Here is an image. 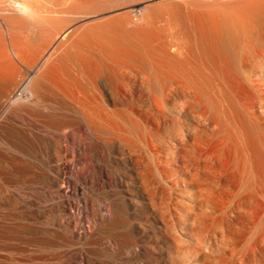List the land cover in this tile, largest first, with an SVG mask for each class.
Wrapping results in <instances>:
<instances>
[{
    "label": "rangeland",
    "instance_id": "obj_1",
    "mask_svg": "<svg viewBox=\"0 0 264 264\" xmlns=\"http://www.w3.org/2000/svg\"><path fill=\"white\" fill-rule=\"evenodd\" d=\"M65 1L70 4L71 18L77 19H84L81 16L86 13L78 6L97 2L101 9L97 12L99 15L79 23L88 26L92 22L95 26L88 31L80 28L70 33L57 46L50 39L57 33L55 29L67 26L68 21L54 24L50 32L43 28L40 31L38 27L26 28L24 32L21 30V36L19 31L18 34L16 31L7 33L1 28L0 48L3 51L6 47L9 53L1 51L0 55L3 54L9 71L16 67L10 71L12 75L15 73L13 78L24 76L26 67L36 65L40 70L45 67L47 82L60 93L74 95L98 90L101 98L112 106L110 94L117 92L116 82L129 78L138 84L142 80L140 71L124 66L156 62L164 66L161 75L166 80L173 78L172 87L184 85L174 87V92L171 90L174 96L170 104L177 105L176 108L187 107H181L183 128L179 127V132L186 130H182V138L175 133L178 126L174 127V133L171 132L174 125L168 129V134H173L171 138L166 137L172 142H167L164 167L167 181H161L159 173L155 172L161 169L159 160L153 161L155 165L152 163L154 175L149 177L150 185L140 180L134 170L129 173L127 179L133 180L131 188L145 191L146 197L136 194L144 210L131 214L133 209L126 206L125 218L118 206L127 203L126 193L113 176L114 171L104 168L85 132L59 126L55 118L43 117L37 122L29 115L14 116L11 109L25 103L22 98L15 100L20 104L13 108L12 103L9 111L0 116V264H264V198L259 196H264V0ZM29 29L33 31L30 35L36 38L28 35ZM45 36L48 40L43 38ZM11 38L17 44L22 42L23 48L20 42L15 45ZM49 43L54 44L53 47ZM26 45L27 51L23 50ZM11 46L25 51L23 54L18 50L23 55L19 58L21 62ZM36 68L34 75L39 71ZM11 80L8 78L7 84H11ZM192 83L203 91L196 94L198 89ZM222 84L226 89L221 88ZM217 85L221 88L219 93ZM190 86L196 90L191 93L200 100L196 105L203 103L198 104L200 108L192 100L187 102L192 109L181 103L186 97V100L188 97L196 99L190 91V96L188 93L183 98L179 96L183 91L180 88L189 90ZM135 90L147 93L141 88ZM202 93L211 94L210 98L206 95L205 101L208 103V98H213V102L207 105ZM220 94L228 100L224 101ZM216 96L222 101H216ZM176 99L181 100L178 103ZM223 102L229 105L225 108L231 110L229 113L225 105L222 106ZM211 104H214L210 106L212 109L221 104L223 109L218 108V113L225 111V116L219 113L223 115L221 118L218 113V117L215 115L217 108L213 109L217 122L210 117ZM57 106H53V112L62 114V109L66 112V108ZM237 110L242 117L235 115ZM203 111L205 116H199ZM226 112L230 114L228 120L232 118L234 123L237 119L236 123L242 125L240 133L246 132V135L241 133L243 135L237 138L233 129L234 132L229 133L231 128L238 132L240 127L225 120ZM172 113L171 116H176ZM205 119L211 124L215 122V126L219 124L220 128L213 130L214 124L210 125ZM221 119L226 130L220 125ZM197 124L206 132L199 131ZM56 127L67 131L62 153L53 142L59 132ZM191 127H197L196 133L188 132L193 131ZM174 134L177 138H172ZM193 134L202 135L197 136L198 142ZM181 139H185V145ZM191 140H195L196 145ZM188 142L191 144L186 145ZM84 143L89 144L88 151L77 150ZM185 146H189L188 149ZM41 149L48 151V155ZM85 160H89L90 167L92 165L87 171L82 170ZM105 169H109L110 176L104 173ZM74 186L81 189L77 195L71 191ZM162 190L164 194H160ZM211 204H215V208L209 206ZM208 209L215 210L216 214L206 212ZM206 213L211 214L209 221ZM212 219L215 220L211 222ZM141 226H145L147 232L142 231ZM143 247L146 255L140 252Z\"/></svg>",
    "mask_w": 264,
    "mask_h": 264
},
{
    "label": "bare ground",
    "instance_id": "obj_2",
    "mask_svg": "<svg viewBox=\"0 0 264 264\" xmlns=\"http://www.w3.org/2000/svg\"><path fill=\"white\" fill-rule=\"evenodd\" d=\"M99 7H100L99 4L97 2H94V1H92L90 3H87L85 5L78 6V8L82 9L83 11H86V13L85 14H82V16H81V17H84V19H77V18H71L72 17L71 15H73V14L70 13L71 12V10L69 9L70 8V4L67 3L65 0H0V23L2 24L1 27H0V29L4 27L6 29V31H8L7 33H11V31L12 32L19 31V34L21 36V30L24 32L23 29H26V28L32 27V29H33V27H38V28H40V31L47 30V32H50L48 30L51 27L54 28L55 27L54 24L57 25V23H59V22L61 23L63 21L64 22L65 21H68L67 22L68 23L67 26L62 27V29H60L59 27H57V28H59V29H55L57 31V33L55 32L56 34L53 35L54 37L51 36V38L53 37L52 39L49 38L50 40H52L51 42H53L55 44V46H57L56 44H60V43L62 44V40L66 36H68L70 33H72V32L74 33L76 31L80 30V28H83V30H86V31H88L89 29L93 28L95 25L92 22H91L92 24L89 23L88 26L85 25V23L84 24L81 23V25L79 23L82 22L83 20H85V18H88V17H91V16H96V14H98L97 12H99L101 10ZM42 28H43V30H42ZM9 30H10V32H9ZM34 30H36V29H34ZM2 31H4V30L2 29ZM40 31L38 29V32H40ZM29 32H32L33 33V31L30 30V31H28V35L31 34ZM35 32L37 33V30ZM1 33L2 32H0V34ZM3 33H5V31ZM44 33L46 35V32H44ZM17 34H18V32H17ZM23 34L24 33H22V35ZM37 34L39 35V33H37ZM47 34H49V33H47ZM7 35H10V34H7ZM11 35H14V34H11ZM25 35H26V33H25ZM20 36L18 35V38ZM30 36H33V34L30 35ZM27 37H29V36H27ZM33 37H35V36H33ZM12 38H11V40H12ZM43 38H46L47 39L46 36L43 37ZM14 39L15 38H13V40ZM20 39L22 41L25 39L24 41L26 42V44L27 43L29 44V42H27L28 40H26L27 38H25V36H24V39L23 38H19V40ZM3 40H5V39H3ZM19 40H17V41H19ZM42 40H44V39H42ZM14 41H13V43H15V45H16L17 42H14ZM24 41H23V43H25ZM19 42H18L17 45H19ZM10 44H11V41H10ZM21 44H22V42H20V45H19L20 47L21 46H24V44H22V45ZM54 44H52V45H54ZM27 45L25 46L26 49L24 47L23 50H26L27 51V49H28ZM13 46H11V48H13L14 51H15L13 53L17 54V55L14 54V56H18V59H19L20 57L23 56L21 53H23L25 51L21 52V50L19 49L20 48L19 46H18V49L16 48L17 49L16 50L14 48L16 46H14V47ZM59 47H60V45H59ZM5 48H4L5 51L4 50L2 51V48H0L1 49L0 52L2 51V53H6L7 49H5ZM21 48H23V47H21ZM18 50H20L21 53L20 52L18 53ZM44 50L45 49L43 48V51ZM178 50H179L180 53H182V50L180 51L179 46H178ZM178 50H176V51H178ZM16 51H17V53H16ZM7 52L9 53V50ZM39 53H40V51H39ZM7 54H4V56H8V55L10 56V54H8V55ZM20 54H21V56H20ZM43 56H45V54ZM2 58H3V54L0 55V116H1L2 113H4V112L6 113L7 111H9L8 109L12 105V103H13V105H12L13 108L16 107L14 105H19L20 104L19 103L20 101L19 102H15V100L18 101V100H20V98H22L23 101L25 102L24 105H23V103H21V105H22L21 107L18 106V108L16 107V109H11L12 110V113L14 114V116L15 115H18V116H23V115H26L27 116V115H29L30 118L33 117L34 119L37 120V122H38L39 118L42 119L43 117L55 118V119H57L59 121L58 122L60 124V125L58 124L59 126H66L67 129L69 127L72 130H76V131L83 130V132H85V134L88 136V139L90 140V141H88V143L92 144L94 146V148L98 151V154H99V157H100L98 159H101V162H103L102 165L104 166V168L109 167L110 169H112L114 171V174L115 175H113V176L116 177V179L122 185V190L126 193L124 195L125 196L124 199L127 201V203L126 204H120L121 202H118L120 204L118 206V211L120 209V212L122 211L124 214L127 213L126 206L131 207V209H133L131 211V214H135L138 211H140V212L143 211L144 209H143L142 205L136 199V194L140 195L141 198H145L146 197L145 191L143 192V190H139V189L138 190L137 189L134 190L133 188H131L133 186V180H129L127 178H129V175H130L129 173L132 170H134L135 173H136V176L138 178H140V180H143L146 184L150 185V182H149V179L150 178L149 177H151V175L153 177V175H154L152 163H153L154 160L155 161L156 160L157 161L159 160L161 164H158V167L161 165V169L156 170L158 168L155 167V170L156 171L155 170L154 171L156 173L157 172L159 173V174L158 173L157 174H158V177H160L161 181H163V182L167 181L166 178H165L166 175H167V172H166V170H165L164 167H165V164L167 163V156H168L167 155V146L169 145V144L167 145V142L169 141V139L166 140V137H167V135L168 136L170 135V138H171V135L174 133V130H175L174 127L178 126V127H176V128H178V129H176V130H178V132L175 130L176 131L175 133L176 134H179V135L181 134L182 135V138H184V136H183L184 135L183 134L184 132L183 131L186 130V129H184V130L181 129V131L182 130L183 131L182 132L180 131L181 133L179 132V127H182L183 128V126H182V122L183 121L181 122L180 116H181V112L183 110L182 108L185 107L187 109L186 106H183V107L181 106L182 108L181 107L176 108L177 105L176 106L174 105L175 107L171 106L170 101L173 99V96H174V95L171 94V90L173 91L174 90V87L177 88V87H180L183 84L181 83V85H180V84H177L178 82H176L175 84H177V86L175 85V86L172 87L171 80L173 78H169L168 80H166L164 78L165 76L161 75V73H163V67L164 66L163 65H160V64H158L156 62H139V63H134V64L126 65V66H124L125 68H134V69H137L138 71H140L141 79L142 80L139 81L138 84H136V82H134V83L131 82L132 80L129 79V78H127V79L124 78L121 82H116V84H114V85H116L117 92L115 91V94H113V93L110 94V98H111V101L113 102V105L112 106H109L108 103L105 102V100H103L101 98V96H102L101 93H99L98 90H97V92H96V90H93L95 86L91 89L93 91L92 92H88V93L74 94V95L73 94L72 95H66L65 92H64V94L63 93H60L52 85H50V83L47 82V79H48L47 76H48V74H46V73H48V72L45 69V67L43 69H41V70L37 67L39 69V71L38 72L35 71L37 73L35 75L32 74V73H34V69L36 68V65H33L32 67H29V68L26 67L27 71H26V74L24 76H22V77L20 76L21 78H19V79L15 78V76L13 78V75L15 73L13 75L11 73L13 72L12 70H14L16 67L15 68L12 67L13 69L10 68V71H12V72H10L9 69L7 68V66H6V63H4L5 62V58H3L4 59V62H3V59ZM7 59H10V57H8ZM19 61H20V59H19ZM33 61H35V60H33ZM12 63H14V62H12ZM12 63H11V65H13ZM119 70H121V69H119ZM14 72H16V71H14ZM117 72L119 73L118 70H117ZM8 78H11L12 79L11 80V84H7ZM224 80H226V79H224ZM114 81L115 80L113 79L112 82H114ZM174 81H176V80H174ZM186 82L188 83V81H186ZM184 84H186V83H184ZM188 84L190 85L191 83H188ZM188 84H187V86H188ZM220 84H218V85H220ZM224 85H225V82H224ZM191 86H190V89L189 90H187L188 88L185 89L186 87L180 88L183 91H182V93L180 92L181 95H179V96L181 98H183V97H185V96H187L189 94V91H190V94H193V92L191 93V91H193L194 88L192 87L193 89H191ZM197 86L198 85L196 84V86H195L196 89H198ZM218 87L219 88H217L216 91H218V89L220 91L221 88H225V86L224 87H221V88H220V86H218ZM136 88H141V89H143V91L146 90L147 93L145 94L143 92H139V91H142V90H139L137 92L135 90ZM200 88L197 91L194 89L196 91V94L198 92H199L198 94H200V91H203V89L200 90ZM213 88L216 89L215 87H213ZM180 89H178V90H180ZM185 90H186V92H185ZM219 91H218V93H219ZM175 92L177 93V89H176ZM185 93H188V94L186 95ZM190 94H189V96H190ZM221 94H224V93L221 92ZM193 95L194 96H197V97H195L196 99H189L191 97H188V99L186 100V98H187L186 97L185 100H184V102H183V99L182 100L180 99L182 101L181 102L182 105H187V102H189L188 100L194 101L195 105H196V101L197 100H198V102H200V100L198 99V95H195V93ZM204 95L205 94H203V96ZM206 95H205V99H203L204 101L206 100ZM210 95L209 96L207 95V96L210 98ZM67 96H68V99H65ZM179 96H178V98H180ZM194 96H192V98ZM200 97H201V95H200ZM221 97L225 99L224 96L221 95ZM174 98H176V97H174ZM209 98H208L207 101H210V102L207 103L205 101L207 103V105L209 103H212L213 102L212 101V99H213L212 96H211V98H212L211 100ZM22 99H21V101H22ZM226 99L224 101H226ZM180 100H177V102L179 103ZM220 100H221V98H219V100H218V97H217V100L216 101H219L220 102ZM14 102H15V104H14ZM174 102H176V101H174ZM181 103H180V105H181ZM238 103H240V102H238ZM198 104H200V103H198ZM202 104H200V105L202 106ZM223 104L225 105V102L222 103V106H223ZM54 105L55 106L56 105H59L57 107L60 108V106H61V107L66 108L67 110H65L66 112L63 113L62 112L63 109H62V111H61L62 114H60V113L59 114H56L52 110V108H53ZM189 105H190V103H189ZM189 105H187V106L189 107ZM212 105H214V104L209 105V108L210 109H212L211 108ZM217 105H216V108H217ZM192 106H193V104H192ZM204 106H205V103H204ZM219 106L222 107L221 104ZM226 106L228 107L229 105L226 104L225 107H224V109L225 108L227 109ZM190 107L188 109H192ZM203 107H202V109H203ZM220 107H218V108L220 109ZM231 107H232V105H231ZM173 108H175V110H173ZM199 108H200V106H199ZM214 108L215 107L213 106V109ZM218 108H217V112H216L215 115L217 116L220 112H221L220 114H223L224 115L225 114V111L223 112V111L220 110V112L218 113ZM232 108L234 109V107H232ZM222 109H223V107H222ZM55 110H57V109H55ZM194 110H195V108H194ZM201 110H200V113L202 112ZM230 111H227V112L229 113ZM172 112H174V114L176 116H171V115H173ZM205 112L207 113V110ZM205 112L203 111L202 114L199 113V116L200 115L205 116L204 115V114H206ZM214 112H215V110H213V112H210V113L212 114ZM227 112H226L227 117L225 118V120L226 119L228 120V117L230 115V114L228 115ZM231 114L233 115V111L231 112ZM223 115H220V117L223 118ZM235 115H237V117L238 116L239 117H242V116L239 115L238 110H237V114H235ZM212 116H213L212 119L215 120L213 114L210 117H212ZM210 117H209V119H210ZM232 117L233 118H236L235 116H232ZM205 118L207 119V117H205ZM209 119H208V121H210ZM212 119H211V121H212ZM231 119L232 118H229L228 121H231L232 122ZM205 120L203 122H205ZM225 120H224V122H225ZM236 120L237 119H234L235 122L234 123L232 122V123L235 124V125H237L238 127H240L239 124L236 123ZM46 121H47V119H46ZM46 121H44V122H46ZM49 121H51V120H49ZM219 121H220V118H219ZM54 122H56V121H54ZM222 122H223V120L220 122V125H222L221 124ZM184 123H185L184 125H186V122H184ZM208 123H210V122H208ZM228 123L229 122H227V124ZM33 124H35V123H33ZM42 124H44V123H42ZM212 124H214V125H212ZM212 124L210 123V125H212L211 128L214 126L213 127V130H214L215 127L220 128V126H218L219 124L218 125L216 124V126H215V122L214 123L212 122ZM233 124H231L232 125L231 127H235ZM197 125L199 127L198 130L201 129V127H200L201 125H199V124H197ZM223 125H225V124H223ZM223 125H222V127H223ZM170 126H173V128H172L173 130L171 131L173 133L170 132V134H168L169 131L171 130ZM208 126H209V124H208ZM226 126H228V125H226ZM47 127H49V126H47ZM241 127H242V125H241ZM241 127H240V129L238 128V132L239 133H240ZM243 127H245V126H243ZM196 128L197 127H195L193 129V131L188 130V132L196 133ZM57 129L59 131L58 134H57L58 136H57V139L55 138L56 141H53V142H54V145L56 146V148L58 149V151L62 153L63 150H64V145L63 144L65 142L64 139L67 136L66 135L67 134L66 133L67 131H65V128H64V131L61 130V128H59V127ZM168 129H170V130L168 131ZM223 129L226 130V128H224V127H223ZM232 129L234 131H236L237 138H238L239 135L241 137L243 134L246 133V132H241V133H243L241 135V133L239 134L237 132V130H235V128H231V130H229V133H230V131H233ZM204 130L201 129L199 131H204ZM221 130H219V131H221ZM185 132H187V131H185ZM204 132H206V130ZM204 132H202V133H204ZM211 132H212V130H211ZM215 132H216V130L214 131V134H215ZM226 132L227 131H225V133ZM233 132H231V133H233ZM197 133H201V132H197ZM209 135H213V134H209ZM233 135L236 136L235 134H233ZM180 136H179V138H180ZM197 136H202V135L201 134L200 135L198 134ZM197 136H195V138L194 137L193 138L196 140ZM240 137H239V139H240ZM172 138H177V135L175 137V134H174ZM244 138H246V137H244ZM195 140H191L192 143H194L193 145H196L195 144ZM198 140H196V142H198ZM182 141H183V143H182ZM182 141H181V143L183 145H185V143H184L185 142V139H183ZM241 142H242V140H241ZM88 143H84V145L82 147H80V148L78 147L77 150H83V151L87 152L88 151V148H89V144ZM169 143H172V142L169 141ZM189 143L190 142L186 143V145L189 144ZM170 147L171 146H169V148ZM185 147H187V146H185ZM188 147H187V149H188ZM191 148H193V147H191ZM46 149H47V146H46ZM185 149L186 148H184V150ZM170 150H168V151H170ZM40 151L45 156L48 155V151L42 150V149ZM189 151H190V149L188 150V152ZM179 153H181V152H179ZM190 154H192V153L190 152ZM191 156H193V155H191ZM88 161L85 160V163H84V165L82 167V170L83 171H87V170H89V169L92 168V165L90 167V164L91 163H89ZM65 168H66L65 166L62 167L63 174H65ZM102 168L103 167H101L100 170ZM105 171H104V173H106L107 176H110L109 175V173H110L109 172V169H107V170L105 169ZM161 181H160V183H161ZM165 184H163V185H165ZM166 188H167V186H166ZM150 189L154 191L155 188L150 187ZM163 190L165 191L164 188H163ZM163 190L161 191L162 193H160V194H164L163 193ZM71 191H72L73 194L77 195L78 193L81 192V189L78 186H74ZM155 191L157 192V190H155ZM155 191H154V193H155ZM165 193H166V191H165ZM260 195H262V196H260ZM259 196L262 197V198H264L263 194H259ZM208 198H210V196H208ZM124 199H123V201H124ZM213 201H215V198H214ZM111 202H114V201L112 200ZM112 205H114V203H112ZM213 205L216 206L215 204H213ZM109 206L110 205H108V207ZM209 206H212V204L209 205ZM214 206H212V207H214ZM116 209H117V204H116ZM209 210L210 209H208V211H206V212H209ZM212 210H214V209H212ZM218 210H220V208ZM213 212L211 211L210 213L212 215L216 214L215 213L216 211L214 212V214H213ZM120 215H122V214L120 213ZM127 215H128V213H127ZM127 215L125 214L123 216L125 218H127ZM209 216H207V213H206V217L208 218L207 221H209V219L211 218V216L210 217ZM207 218H204V219H207ZM204 219H202L203 220L202 223L205 221ZM213 220H215V219H212L211 222H213ZM261 225H262V223H261ZM262 227H263V225H262ZM140 228H141L142 231L147 232L145 226H141ZM78 233H75V236L76 237L77 236L79 237V234ZM227 236H228V234H227ZM231 244H233V243H231ZM233 247H234V245H233ZM140 252H142L143 254L146 255V248L143 247V251H140ZM76 254H78V253H76ZM60 258H64V257L61 256ZM59 262H63V261H59Z\"/></svg>",
    "mask_w": 264,
    "mask_h": 264
}]
</instances>
